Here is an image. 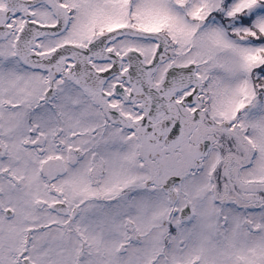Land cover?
I'll use <instances>...</instances> for the list:
<instances>
[{
    "label": "snow or ice",
    "instance_id": "snow-or-ice-1",
    "mask_svg": "<svg viewBox=\"0 0 264 264\" xmlns=\"http://www.w3.org/2000/svg\"><path fill=\"white\" fill-rule=\"evenodd\" d=\"M0 264H264V0H0Z\"/></svg>",
    "mask_w": 264,
    "mask_h": 264
}]
</instances>
